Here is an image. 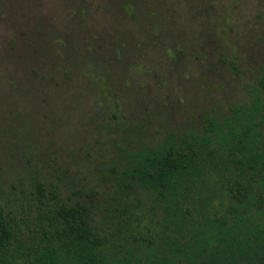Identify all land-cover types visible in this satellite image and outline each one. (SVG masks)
Returning a JSON list of instances; mask_svg holds the SVG:
<instances>
[{
	"label": "rangeland",
	"instance_id": "374dc122",
	"mask_svg": "<svg viewBox=\"0 0 264 264\" xmlns=\"http://www.w3.org/2000/svg\"><path fill=\"white\" fill-rule=\"evenodd\" d=\"M262 74L264 0H0V187L25 190L24 237L43 244L33 181L106 184Z\"/></svg>",
	"mask_w": 264,
	"mask_h": 264
},
{
	"label": "trees",
	"instance_id": "16d2710c",
	"mask_svg": "<svg viewBox=\"0 0 264 264\" xmlns=\"http://www.w3.org/2000/svg\"><path fill=\"white\" fill-rule=\"evenodd\" d=\"M247 96L126 150L106 184L33 181L40 247L25 190L0 187V264H264V74Z\"/></svg>",
	"mask_w": 264,
	"mask_h": 264
}]
</instances>
